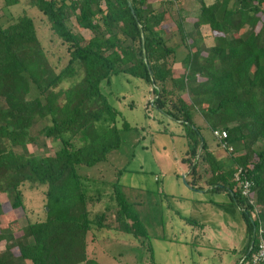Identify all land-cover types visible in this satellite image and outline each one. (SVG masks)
Masks as SVG:
<instances>
[{"label":"trees","instance_id":"1","mask_svg":"<svg viewBox=\"0 0 264 264\" xmlns=\"http://www.w3.org/2000/svg\"><path fill=\"white\" fill-rule=\"evenodd\" d=\"M176 1L177 6L159 9L149 0H33L66 45L69 59L59 70L31 16L24 13L0 24V193L10 194L18 207L27 181L46 186L44 219L0 229V242H5L0 264H100L88 254V234L93 226H114L105 221L106 211L90 217L89 207L102 196L88 194L84 178H90L78 166L104 162L121 145L115 123L119 111L102 83L122 72L149 82L154 105L187 124L184 159L192 173L205 177L212 189L230 191L240 206L249 242L237 264L255 251L254 246L250 252L255 221L234 174L237 164L247 170L264 220V0H195L197 13L180 15L168 37V13L185 10L183 0ZM72 15L93 32L90 38L73 31ZM203 27L207 32L202 34ZM181 45L187 47L185 71L177 74L173 65ZM33 88L36 95L30 97ZM197 108L212 129L228 131L234 151L227 150V157L209 149L195 122ZM40 121L46 124L39 134L61 142L53 155L26 152ZM129 127L124 122L123 128ZM112 184L119 204L115 228L145 234L118 180Z\"/></svg>","mask_w":264,"mask_h":264},{"label":"rangeland","instance_id":"2","mask_svg":"<svg viewBox=\"0 0 264 264\" xmlns=\"http://www.w3.org/2000/svg\"><path fill=\"white\" fill-rule=\"evenodd\" d=\"M149 1L159 9L177 6L176 0ZM193 4L195 6V0H183L185 10L168 13L165 22L168 37L177 30L180 15L188 17L197 13L192 10ZM24 13L34 19L47 54L59 70L67 64L69 56L66 45L53 33L45 14L33 0H19L13 5L0 0V24L5 25ZM69 24L74 32L86 38L93 35L91 30L78 25L74 15ZM203 32H207L204 27ZM186 54L187 47L177 48L173 65L177 74L185 71L182 60ZM102 91L119 111L115 123L121 145L112 149L104 162L92 167L78 166L79 172L90 178H84L88 194L102 196L89 207L90 217L106 211L105 221L114 226L92 227L88 234L89 256L100 264L239 263L249 242L246 220L230 191L212 189L205 177L192 173L184 159L188 156L187 124L165 115L154 105L153 86L141 77L126 72L114 74L109 82L102 83ZM34 95L33 88L30 97ZM184 98L191 102L187 93ZM195 113V122L209 149L217 157H227L229 152L217 141L199 108ZM124 122L130 127L123 128ZM45 124L40 121L32 128L36 140L28 145L26 152L53 155L61 147L58 139L39 134ZM116 180L125 194L124 200L131 203L139 215L145 230L141 236L115 228L119 204L112 183ZM21 192L23 203L18 207H13L8 198L10 194L0 193V229L15 230L30 221L45 218L46 186L27 181L21 186ZM4 248L5 242H0V251Z\"/></svg>","mask_w":264,"mask_h":264},{"label":"built area","instance_id":"3","mask_svg":"<svg viewBox=\"0 0 264 264\" xmlns=\"http://www.w3.org/2000/svg\"><path fill=\"white\" fill-rule=\"evenodd\" d=\"M212 130L221 146L233 152L234 148L228 142V131L222 128H214ZM235 169L234 176L237 181V188L247 200L251 219L255 221L254 233L256 241L254 246L256 249L243 264H264V220L261 218V208L253 193L254 183L243 166L237 164Z\"/></svg>","mask_w":264,"mask_h":264},{"label":"water","instance_id":"4","mask_svg":"<svg viewBox=\"0 0 264 264\" xmlns=\"http://www.w3.org/2000/svg\"><path fill=\"white\" fill-rule=\"evenodd\" d=\"M254 245H255V243H254V242H252V244H251V249H250V252L252 251V249H253Z\"/></svg>","mask_w":264,"mask_h":264},{"label":"crops","instance_id":"5","mask_svg":"<svg viewBox=\"0 0 264 264\" xmlns=\"http://www.w3.org/2000/svg\"><path fill=\"white\" fill-rule=\"evenodd\" d=\"M94 258V257H93Z\"/></svg>","mask_w":264,"mask_h":264}]
</instances>
